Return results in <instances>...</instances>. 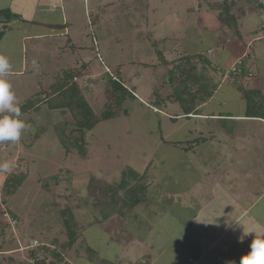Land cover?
I'll return each instance as SVG.
<instances>
[{
  "label": "rangeland",
  "instance_id": "rangeland-1",
  "mask_svg": "<svg viewBox=\"0 0 264 264\" xmlns=\"http://www.w3.org/2000/svg\"><path fill=\"white\" fill-rule=\"evenodd\" d=\"M113 1L107 0L106 4ZM118 1L117 6L102 8L101 13L107 10L105 14H93V22L97 16L105 18L94 24L93 30H87L83 18L75 30L69 31L74 40L59 54L71 49L70 56L64 55L55 70L44 67L45 78L41 81L45 82L43 89L50 91L54 76L75 70L80 95L95 117H100L110 98L111 79L120 78L135 96L123 101L120 116L100 119L90 131L72 125L65 128L70 138L83 136L85 158L72 146L65 149L54 129L74 120L68 110H50L40 104L37 110L20 117L26 125L20 139L0 142V164L8 162L12 166L10 171L0 170V264H145L146 254L157 244L149 237L152 226L176 235L173 238L180 241L186 236L187 225L192 228L190 221L197 207L189 192L196 180L203 179L201 170L218 162L216 151H230L236 146L252 150L253 155L264 153V124L256 119L234 121L246 110L237 89L239 83L243 89L257 93L252 95L254 100L264 103L261 0L258 5V1L249 4L227 0L235 13L238 7L243 8L239 14H245L240 20L241 39L219 20V9L207 11L222 0ZM86 34L94 37L95 44L92 40L88 43ZM63 40L65 43L67 39ZM54 41L60 43L61 39ZM27 43V60L14 55L10 72L19 74V62L24 68L31 67ZM43 46L38 44V50H58V45ZM186 55H200L192 60L198 67L202 66L198 59L209 62L202 73L205 86L199 85L203 93L213 83L216 89L220 86L203 114L229 113L232 120L191 116L171 120L181 114L177 102H167L163 108L152 103L155 92L165 97L176 90L183 78L179 66ZM244 58L247 76L227 74L218 78L215 65L230 70L240 67ZM49 71L56 73L47 79ZM10 72L6 80L16 104L21 105L34 95L38 79L27 75L24 80ZM170 76L173 86L168 83ZM195 85V81L186 82V88L193 91L198 88ZM248 137L253 142H248ZM126 166L141 176L147 201L135 208H118L119 215L102 220L101 204L108 201L111 187L120 182ZM251 167L258 169L255 164ZM16 173H26L27 177L7 197L3 190L5 178ZM255 184L262 185L258 181ZM163 257L157 259L158 263L167 262Z\"/></svg>",
  "mask_w": 264,
  "mask_h": 264
},
{
  "label": "crops",
  "instance_id": "crops-1",
  "mask_svg": "<svg viewBox=\"0 0 264 264\" xmlns=\"http://www.w3.org/2000/svg\"><path fill=\"white\" fill-rule=\"evenodd\" d=\"M106 1L0 0V15L6 14L8 17L7 21L3 18V23L0 24V55L6 57L9 64L14 55H21V61H25L27 53L24 48L29 44L27 42H30L28 51L32 59L31 67L28 70L19 62L20 68L16 71L19 74L13 71L10 73L24 80L27 79L24 76L33 75L38 82L32 93L35 95L43 90L45 82L43 83L41 79L45 78V74L42 73L45 71L44 67L55 70L64 55L70 56L68 51L71 49L67 52L62 50L61 55L59 52L74 40L71 38V30H75L83 18L87 30H93L96 27L94 24L99 23L100 19H105L97 16L93 22V14H105L107 10L101 13L102 8H112L108 6H117L119 2L114 0L111 4H106ZM260 4L264 12V0H261ZM187 12L192 10L188 9ZM86 37L88 43L92 40L95 44L94 37L90 38L88 34ZM62 38L67 39L65 43ZM56 39H61L60 43L55 44ZM38 44L44 45L43 47L58 45V50L52 53L43 48L38 50ZM49 73L50 77L47 79L56 72ZM219 87L200 107L204 108L212 100ZM27 97L28 94L25 95V99ZM233 118L232 116L230 119ZM244 118L238 116L234 121L255 120ZM256 120L264 124V119ZM247 141L253 142L252 137H248ZM235 147L230 151L220 149L216 151L215 158H219L216 165L201 170L203 179L196 180L192 185L194 188L190 189L189 194L197 210L192 214L190 221L192 228L187 225L186 236L182 241L173 238L176 235L167 234L164 230L154 228L155 226L151 227L149 237L155 238L157 241L153 239L152 243L157 244L146 254L145 264L158 263L157 259L162 254L167 261L165 264H174L173 260L175 264H232V262L240 264L241 256L251 250L253 239L264 235V153L253 155L252 150H240ZM252 164L258 169H252ZM234 166L237 168L236 171ZM251 181L254 183H250ZM256 181L262 185L257 187ZM170 201L173 202L172 198ZM194 207H190L191 210Z\"/></svg>",
  "mask_w": 264,
  "mask_h": 264
},
{
  "label": "trees",
  "instance_id": "trees-1",
  "mask_svg": "<svg viewBox=\"0 0 264 264\" xmlns=\"http://www.w3.org/2000/svg\"><path fill=\"white\" fill-rule=\"evenodd\" d=\"M256 1L258 0H245V2L249 4L255 3ZM231 3V1L228 2L227 0H222L216 3L215 8L213 6L211 10L207 11L213 12V9H219L220 11L217 15L219 20L225 26L231 29L235 38L239 39L241 37L239 29L241 25L240 20L245 16V14L239 16L240 13H243V8L240 7L236 9V13L231 10ZM258 3L259 1L257 2V5ZM258 6L260 7V4ZM261 29L262 31L260 33H263L264 35L263 27H261ZM196 56H199L200 58V55H186L182 57V60L185 59V61L181 66H179V71H181L183 78L180 77V83L178 82V87H176V90H174L171 95H166L165 97H162L160 94H156L155 92L154 100H152V103L157 107L163 108L166 107L167 102H177L179 104L181 114L170 117L171 120H178L181 117L187 119L190 116L201 118L204 117L213 121H215V119L220 121L232 120L230 119L232 117L230 116V114H203V108L200 106L211 98L217 84L213 83L208 92H202L203 88H199V85L201 87L205 86L203 77L204 75L202 73L205 72V67L209 62L206 58L204 61L198 59L199 64H202V66L198 67L197 63L192 61ZM245 60H247V58H244L239 62L240 67L238 68L233 67L230 70H225L219 65H215L214 70L216 71L218 78H220V76L224 78L227 74H238L240 75V77H245L247 76L245 70ZM195 71L197 72V76L193 75L195 74ZM76 74L77 72L75 70H64L61 76L56 75L54 76L55 78L53 77L54 83H52L50 91H45L43 89L35 95L30 96L25 100L23 104L17 106L20 108L21 116L30 113L32 110H37V107L40 104H46L50 110H68L73 115L74 120H72V122L68 121L64 123L61 127L55 126L54 129L65 149L69 146H72L77 150L78 154L82 158H85L86 154L84 150L83 136L78 138H70L71 135L67 136L65 134V128L69 125H72L76 126L79 130L90 131L93 127H95L100 119L102 121H105L120 116L122 113L121 107L123 101L129 96L134 97L135 94L132 89L126 87V85L120 80V78L114 80L111 79L110 85L112 93L110 95V98L105 103L100 117H95V113H93L92 109L89 106V103L82 97V95H80V88L77 85L78 81L76 79L78 77V74L77 76ZM172 80L173 79L170 76L168 83L173 86V82L171 83ZM193 81L196 82L195 87H198L195 89V91H193L189 86L188 88H186V82L190 84ZM237 89L240 91L241 98L245 102L246 110L244 117L264 119L263 101L254 100L252 98V95L256 96L257 93L253 90L243 89L242 87H240V83L239 86H237ZM262 99L264 100V97ZM252 100H254L255 102ZM225 132L227 131L225 130ZM26 177V173L25 175H23L22 173H16L10 175L9 177H6L3 185L4 195H6L7 197L12 196L25 182ZM140 178L141 176L138 175L135 170H133L129 166H126L125 170L121 172L120 182L115 185V187H111L108 201L101 204L102 208L100 209V215L102 220H107L111 217L119 215V209L124 206L135 208L139 206V204L145 203L147 201L145 195V187L140 184Z\"/></svg>",
  "mask_w": 264,
  "mask_h": 264
},
{
  "label": "clouds",
  "instance_id": "clouds-1",
  "mask_svg": "<svg viewBox=\"0 0 264 264\" xmlns=\"http://www.w3.org/2000/svg\"><path fill=\"white\" fill-rule=\"evenodd\" d=\"M11 66L6 57L0 55V142H17L22 131L26 128L25 123L20 119V108L16 104L15 96L10 90V84L6 77ZM109 73V70H106ZM7 112L8 115H2ZM11 164L5 162L0 164V170L10 171ZM250 251L241 256L240 264H264V235L254 238ZM235 264V262H232Z\"/></svg>",
  "mask_w": 264,
  "mask_h": 264
},
{
  "label": "water",
  "instance_id": "water-1",
  "mask_svg": "<svg viewBox=\"0 0 264 264\" xmlns=\"http://www.w3.org/2000/svg\"><path fill=\"white\" fill-rule=\"evenodd\" d=\"M3 18L7 21V15L6 14H2L0 15V24L3 23Z\"/></svg>",
  "mask_w": 264,
  "mask_h": 264
}]
</instances>
